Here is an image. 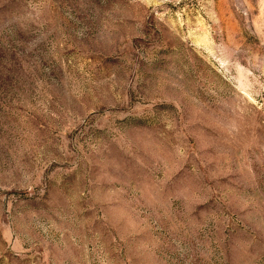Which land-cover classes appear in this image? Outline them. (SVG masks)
Wrapping results in <instances>:
<instances>
[{"label": "rangeland", "instance_id": "rangeland-1", "mask_svg": "<svg viewBox=\"0 0 264 264\" xmlns=\"http://www.w3.org/2000/svg\"><path fill=\"white\" fill-rule=\"evenodd\" d=\"M0 264H264V0H0Z\"/></svg>", "mask_w": 264, "mask_h": 264}]
</instances>
